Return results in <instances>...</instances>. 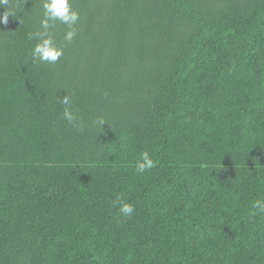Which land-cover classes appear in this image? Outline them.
Returning a JSON list of instances; mask_svg holds the SVG:
<instances>
[{"label": "trees", "instance_id": "16d2710c", "mask_svg": "<svg viewBox=\"0 0 264 264\" xmlns=\"http://www.w3.org/2000/svg\"><path fill=\"white\" fill-rule=\"evenodd\" d=\"M71 4L55 64L41 0L0 23V264H264V0Z\"/></svg>", "mask_w": 264, "mask_h": 264}, {"label": "clouds", "instance_id": "9594fccd", "mask_svg": "<svg viewBox=\"0 0 264 264\" xmlns=\"http://www.w3.org/2000/svg\"><path fill=\"white\" fill-rule=\"evenodd\" d=\"M43 15L40 20V30L29 32L28 40L36 42L31 48L30 56L33 64H55L64 54L63 47L57 45L55 29L57 22L66 26V31L63 40L66 43H71L77 36L78 29L76 25L80 19V15L72 7L71 0H41ZM0 7L5 11L0 14V23H7L9 16L14 17L15 12L12 8V0H0ZM59 103L63 105V118L74 128L83 127L81 120L72 110V98L65 94L61 96ZM105 121L100 118L97 123L101 126ZM156 164L148 151H142L139 158L135 162V171L144 173L151 170ZM114 205H118V211L122 217H131L134 213V206L126 202L123 198L117 197L113 201ZM251 216L264 215V199H257L252 203Z\"/></svg>", "mask_w": 264, "mask_h": 264}]
</instances>
